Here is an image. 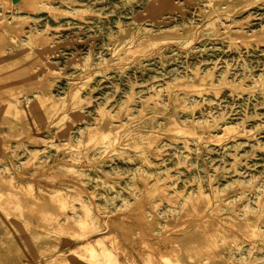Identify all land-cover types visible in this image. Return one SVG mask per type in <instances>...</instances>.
<instances>
[{"label":"rangeland","instance_id":"obj_1","mask_svg":"<svg viewBox=\"0 0 264 264\" xmlns=\"http://www.w3.org/2000/svg\"><path fill=\"white\" fill-rule=\"evenodd\" d=\"M0 264H264V0H0Z\"/></svg>","mask_w":264,"mask_h":264}]
</instances>
